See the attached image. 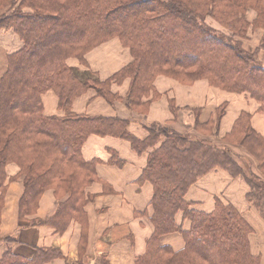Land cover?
<instances>
[{"label": "trees", "instance_id": "16d2710c", "mask_svg": "<svg viewBox=\"0 0 264 264\" xmlns=\"http://www.w3.org/2000/svg\"><path fill=\"white\" fill-rule=\"evenodd\" d=\"M1 30H11L22 46L7 56L0 78V214L5 168L14 164L19 172L9 181L23 183L19 218L36 210L44 191L53 190L57 209L39 222L58 233L77 222L83 245L88 226L84 207L93 199L88 188L101 183L106 192L111 189L96 175L97 160H84L82 148L90 136L112 137L128 142L138 155L150 150L138 183L152 186L153 230L134 264H260L250 252L253 229L231 203L215 199L213 210L204 212L186 199L199 178L224 170L232 178H244L246 200L264 219V136L251 128L248 114L240 115L225 141L241 146L256 161L259 175L244 171L227 148L160 125L137 139L125 120L76 115L70 108L88 90L111 105L119 99L111 85L129 80L125 103L131 111L143 112L149 105L143 99L162 75L188 84L206 80L217 89L246 94L264 114V52L259 53L264 50V0H0ZM257 30L258 47L244 49L248 34ZM112 39L132 60L105 81L81 78L67 65L70 58L84 65L87 53ZM49 91L63 116L44 114L42 95ZM113 158L112 163L122 165L114 153ZM177 215L188 228L177 222ZM173 233L183 241L178 251L159 243L161 236ZM60 256L57 249H36L29 259L7 250L0 264H46ZM100 264H109L105 256Z\"/></svg>", "mask_w": 264, "mask_h": 264}, {"label": "crops", "instance_id": "0c3cea01", "mask_svg": "<svg viewBox=\"0 0 264 264\" xmlns=\"http://www.w3.org/2000/svg\"><path fill=\"white\" fill-rule=\"evenodd\" d=\"M252 33L244 41V49L250 46L248 43ZM258 45L259 42L253 49ZM21 46L22 43L12 31H0V78L6 69L7 56ZM84 58V65L73 58L67 60V65L81 78L90 77L100 81L110 78L132 60L129 51L117 39L96 47ZM128 88L129 80L120 85H111V92L119 97L111 105L97 97L94 91L88 90L73 101L70 111L76 115L125 120L128 132L137 139L147 136L149 126L160 125L189 139L227 148L244 171L259 175L256 161L241 146L225 141L242 113L250 116L251 128L264 136V114L259 112L258 103L248 95L239 96L238 93L217 89L206 80L188 84L160 75L153 81L152 92L143 99L149 105L140 112V109L131 111L127 107L125 96ZM42 105L46 116L64 115V111L58 108L57 97L51 91L42 95ZM219 108H223L221 116H218ZM96 147H99L98 152H95ZM149 151L138 155L128 142L112 137L90 136L86 140L82 157L86 161L97 160L96 175L112 192H106L101 183H94L88 188L93 199L84 207L88 226L83 245L79 244L81 226L77 222L71 221L59 233L39 222L47 220L57 209L58 199L53 190L44 191L36 210L22 220L19 218L23 183L22 179L9 181L18 174L19 169L14 164H8L5 168L7 189L0 214V257L9 250L29 259L36 249L41 248L57 249L61 253L60 257L46 264H100L102 256L107 258L109 264H134L136 258L145 252L147 239L153 230L149 220L152 186L148 182L138 183ZM112 153L122 161V165L112 163L115 160ZM247 192L248 186L241 177L232 178L226 171L218 169L199 178L187 192L186 199L197 209L211 212L215 199L234 206L238 198L245 212L234 207L253 229L249 236L250 252L258 257L260 264H264V219L246 200ZM176 220L182 223L184 229L188 227L186 221L182 222L181 215H177ZM33 222H36L35 225ZM159 243L170 246L174 251L183 247L182 238L176 233L161 236Z\"/></svg>", "mask_w": 264, "mask_h": 264}, {"label": "rangeland", "instance_id": "374dc122", "mask_svg": "<svg viewBox=\"0 0 264 264\" xmlns=\"http://www.w3.org/2000/svg\"><path fill=\"white\" fill-rule=\"evenodd\" d=\"M248 17H249V20H251L252 19V17H253V13H249V15H248ZM208 22V21H207ZM214 29H217L218 31H221V29L218 27V25L217 24H215L214 22H213V24L211 25ZM6 31H9V30H6ZM11 31V30H10ZM226 33V32H225ZM260 36H261V32L260 31H254L253 33H252V36H251V40H250V42L248 43L250 46H248L247 45V48L248 49H246V50H254L253 49V47L255 46V45H257L258 44V42H259V40H260ZM21 42V41H20ZM252 47V48H251ZM261 52L263 53L264 52V50H260V54H261ZM262 56H264V54L262 55ZM263 64V63H262ZM5 70V69H4ZM5 72V71H4ZM239 96H241V94L239 95ZM128 123H130V122H128ZM133 124H134V122H133ZM144 127H147V126H144ZM149 127H151V126H149ZM139 128H141V126H139ZM99 147H96V150H95V152H98L99 151V149H98ZM255 174H257V172H255ZM241 177V176H240ZM243 180H244V178L243 177H241ZM244 182H245V180H244ZM246 183V182H245ZM237 185V183H235L234 184V186H236ZM247 185V184H246ZM242 201H243V204H245V200H244V197L242 198ZM232 204V203H231ZM234 204V206H236L237 207V209L239 210V211H243V212H245V210H243V208H242V203L240 202V200H238V198H237V200L233 203ZM249 204V203H248ZM240 209H242V210H240ZM247 213V212H246ZM246 215H249V214H246ZM188 226H189V223H188ZM188 228V227H187Z\"/></svg>", "mask_w": 264, "mask_h": 264}]
</instances>
